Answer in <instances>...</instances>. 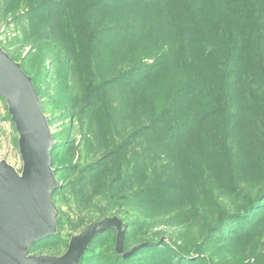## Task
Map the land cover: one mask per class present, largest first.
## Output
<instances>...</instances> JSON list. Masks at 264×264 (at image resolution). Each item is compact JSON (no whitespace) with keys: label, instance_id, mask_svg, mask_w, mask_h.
<instances>
[{"label":"rangeland","instance_id":"374dc122","mask_svg":"<svg viewBox=\"0 0 264 264\" xmlns=\"http://www.w3.org/2000/svg\"><path fill=\"white\" fill-rule=\"evenodd\" d=\"M0 48L54 141V232L76 264H264V0H0ZM0 96V162L19 175ZM11 151L16 156L12 161Z\"/></svg>","mask_w":264,"mask_h":264},{"label":"water","instance_id":"95a60500","mask_svg":"<svg viewBox=\"0 0 264 264\" xmlns=\"http://www.w3.org/2000/svg\"><path fill=\"white\" fill-rule=\"evenodd\" d=\"M0 96L6 101L19 135L21 179L0 162V264H76L94 236L116 228L115 252L127 257L125 227L116 217L87 226L70 241L63 256L27 255L29 246L52 234L55 220L51 193L60 187L50 167L54 141L31 79L0 48Z\"/></svg>","mask_w":264,"mask_h":264},{"label":"bare ground","instance_id":"6f19581e","mask_svg":"<svg viewBox=\"0 0 264 264\" xmlns=\"http://www.w3.org/2000/svg\"><path fill=\"white\" fill-rule=\"evenodd\" d=\"M21 156V155H20ZM10 157H11V160L12 161H15L16 160V156H15V154H13V152L11 151V153H10ZM21 160H22V158H21ZM23 161V160H22ZM4 164H5V162H4ZM7 166H9L8 164H6ZM10 167V166H9ZM13 169V168H12ZM16 173V172H15ZM16 175H17V177L19 178V179H21V174L19 175L18 173H16Z\"/></svg>","mask_w":264,"mask_h":264}]
</instances>
